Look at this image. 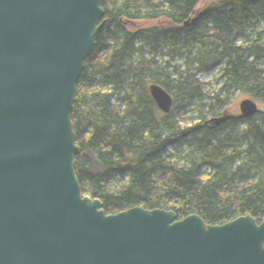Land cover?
Instances as JSON below:
<instances>
[{
    "label": "trees",
    "instance_id": "obj_1",
    "mask_svg": "<svg viewBox=\"0 0 264 264\" xmlns=\"http://www.w3.org/2000/svg\"><path fill=\"white\" fill-rule=\"evenodd\" d=\"M79 3L98 15L93 38L77 30L75 0H0V88L7 86L4 63L32 64L54 76L43 89L54 96L48 111L0 113L2 169L47 161L59 152L85 88L92 121L125 128L116 135L119 148L153 143L155 132L186 118L192 101L205 118L208 106L235 98L225 55L209 41L218 31L209 0ZM252 41L264 73V28ZM111 57L118 59L117 75L106 88L102 68ZM254 104L257 117L207 131L168 154L91 171L98 192L107 191L112 179L135 174L132 194L74 198L69 188L67 202L50 190L43 205L33 204L20 194L24 173L0 171V264H30L10 244L9 225L42 249L45 264H101L94 250L101 239L117 251L120 264H154L150 199L186 189L195 204L207 207L220 186L231 190L235 211L215 230L213 264H264V104ZM27 136H43V143L26 147L21 141ZM35 168L46 175V165ZM36 178L29 174L25 180ZM40 217L76 224L67 255L60 231L38 227Z\"/></svg>",
    "mask_w": 264,
    "mask_h": 264
},
{
    "label": "rangeland",
    "instance_id": "obj_2",
    "mask_svg": "<svg viewBox=\"0 0 264 264\" xmlns=\"http://www.w3.org/2000/svg\"><path fill=\"white\" fill-rule=\"evenodd\" d=\"M75 2L79 17L84 10L79 0ZM209 2L218 28L217 34L211 36L209 41L212 40L214 46L219 47L225 55L228 80L235 98L208 106L205 118L196 110V102L192 101V110L186 118L167 129L155 132L153 143L119 148L116 135L126 133L125 128L112 122L105 124L93 122L90 116V100L82 93L59 152L48 161L30 166L0 168V171L20 170L24 173L18 177V181H24L20 187L23 199L43 205L52 190L62 197L60 199L67 202L69 188L74 198L132 194L137 188L135 174L128 173L124 177L112 179L107 191L98 192L96 184L91 179V171L146 159L155 153L168 154L181 147L183 142L207 131L247 117H257L258 114L254 112L257 104L254 103L264 104V73L258 60L256 45L243 29V18L251 12H259L264 18V0H209ZM117 68V58L111 57L105 61L102 72L106 88L114 84ZM1 75L7 86L0 88V113L48 111L51 108L54 98L52 95L44 94L43 89L53 82L52 74L32 64L4 63ZM45 125H49L48 120ZM39 137L42 136H27L22 138L21 143L32 145ZM44 165L47 167L46 175L35 168ZM29 174H35L37 178L33 181L25 180ZM230 196L231 190L227 186H220L213 190L211 202L207 207L195 204L188 197L186 189L170 191L151 198L152 212L148 217L147 227L154 264H213L215 257L210 247L215 230L222 219H227L235 211ZM66 216L62 215V218ZM37 222L38 227L49 232L60 231V238L64 237L61 241L63 254L67 255L72 250L70 242L73 237L72 229L76 225L74 222L63 224L62 220L56 217H40ZM7 238L15 252L28 258L30 264H45L46 257L42 249L31 244L19 228L9 225ZM95 245L97 249L94 250L99 263L120 264L117 251H113L104 240L97 241Z\"/></svg>",
    "mask_w": 264,
    "mask_h": 264
},
{
    "label": "water",
    "instance_id": "obj_3",
    "mask_svg": "<svg viewBox=\"0 0 264 264\" xmlns=\"http://www.w3.org/2000/svg\"><path fill=\"white\" fill-rule=\"evenodd\" d=\"M99 25L98 15L93 10L83 11L77 20V30L85 38H93ZM243 28L247 35L254 36L264 28V18L259 12L248 13L243 18Z\"/></svg>",
    "mask_w": 264,
    "mask_h": 264
},
{
    "label": "crops",
    "instance_id": "obj_4",
    "mask_svg": "<svg viewBox=\"0 0 264 264\" xmlns=\"http://www.w3.org/2000/svg\"><path fill=\"white\" fill-rule=\"evenodd\" d=\"M53 96V95H52ZM53 98H54V96H53ZM75 111H76V109H75ZM74 111V112H75ZM74 114V113H73ZM72 114V115H73ZM70 122H71V120H70ZM26 140V139H25ZM33 141H34V139H33ZM28 141L26 140V143H27ZM41 143H43V136L42 137H39L38 138V140H36V142L34 141L33 142V144L32 145H29V144H27V145H25L26 147H33V146H37L38 144H41Z\"/></svg>",
    "mask_w": 264,
    "mask_h": 264
},
{
    "label": "bare ground",
    "instance_id": "obj_5",
    "mask_svg": "<svg viewBox=\"0 0 264 264\" xmlns=\"http://www.w3.org/2000/svg\"><path fill=\"white\" fill-rule=\"evenodd\" d=\"M20 169V168H19ZM26 198V197H25ZM75 205V204H74Z\"/></svg>",
    "mask_w": 264,
    "mask_h": 264
}]
</instances>
